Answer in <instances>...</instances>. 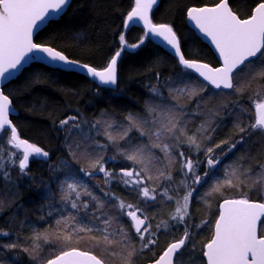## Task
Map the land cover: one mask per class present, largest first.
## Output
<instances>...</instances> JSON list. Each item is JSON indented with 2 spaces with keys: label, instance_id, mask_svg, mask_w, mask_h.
Here are the masks:
<instances>
[{
  "label": "trees",
  "instance_id": "1",
  "mask_svg": "<svg viewBox=\"0 0 264 264\" xmlns=\"http://www.w3.org/2000/svg\"><path fill=\"white\" fill-rule=\"evenodd\" d=\"M133 2L134 0H70V5L66 7L60 18L48 22L34 36L35 43L49 45L62 51L72 60L102 68L117 50H121L119 36L124 33L127 43L137 44L138 47L126 48L122 51L117 62V82L113 87L98 85L86 74L78 71L50 67L35 61L30 62L15 78L2 86V91L9 97L17 111L11 117V122L16 127L19 137L47 151L49 158L46 161L31 160L25 170L27 175L23 172L24 175L17 176L12 165L10 167L8 164H3L0 167V233L8 234L0 235V264H43L60 251L71 247L91 250L106 264H121L119 258L110 255V252L105 251L103 247H93L95 240L91 236H98L96 232H93L91 236L81 234L79 240L73 238L67 244L57 235V232L62 230V225L57 229L54 228L51 224L53 220L49 214L50 209L45 208L47 203L52 202L47 192L50 190L48 184L50 185L51 176L54 174L50 176L49 168L55 166L58 159L68 153L69 148H72L73 152L77 151L76 143L86 141L89 146L92 142V139H82L75 129L72 130L73 143L67 141L65 130L60 124L61 120L75 116L77 121L84 119L87 123L101 122L102 119L108 121L101 123L103 128L100 126L98 131L92 133L101 134L99 140L106 144L107 140L103 135L105 124L111 123L113 127L108 131L116 137V142L112 144L116 147L121 146L123 141L119 139V135L129 128L130 122L126 119L128 116L131 115L141 121L147 117L149 124L155 122L152 120L151 113L147 111L148 101L151 98L155 99L151 92L153 89L160 88L162 92L167 91L171 96L174 95L175 99L172 102L176 105H189L188 108L190 107L192 112L183 107L181 110L187 119L192 118L186 136L196 134L201 143L200 149L197 150L194 145L187 143L186 136H180L179 133L169 137L167 143L177 145L173 149L171 162L160 148L149 149L155 160L148 165L147 176L153 177L152 180L148 179L150 183L158 184L157 199L147 203L141 202L138 189L125 187L117 180L116 175L117 196L124 202L138 207L141 205L145 215L149 217L152 231L155 232L156 225L168 220L173 213L178 195H185L189 191V188L179 186L181 180H184L179 170L181 164L179 148L187 147L184 158L193 160L197 165L198 175L203 176L209 168H207L208 148L214 149L213 157H218L219 163L207 178L206 183L191 186L194 191L190 199L186 223L170 224L168 230L162 228L156 235L157 243L138 252L133 258V264H144L154 260L168 242L185 233V230L182 233L183 229L207 222L199 229L189 227L192 238L187 246L199 245L197 248L200 255L203 243L212 233V225L220 200L226 197L244 196L251 200L262 198V185L257 184L256 181L263 161L264 140L260 133L250 128L251 118L246 104L250 93L256 87H264V79L252 78L247 83L241 81L229 90H215L206 84L205 90H196L197 96L189 99L187 94L181 95L178 90L182 86L192 88L196 85L184 78L185 76L182 75L184 69L179 66L176 58L147 37L140 26L131 24L127 28L124 27V16ZM217 2L219 0H158L151 10V19L153 22L165 23L172 27L185 58L214 65L217 63L215 55L208 45L188 27L185 12L190 6L210 5ZM257 2L259 0H228L229 7L241 18L248 16ZM141 39L143 43H140ZM170 83L175 87H169ZM204 96L210 97L208 101H198ZM154 102L157 101L154 100ZM197 108L201 109L198 114ZM180 114L181 112L177 116L178 119ZM201 126H203L202 130ZM241 127L247 130L241 133L239 131ZM136 129L132 128V132L129 133L132 140L126 138L128 146L134 141L139 144L146 139L152 146L154 139L149 135H144L142 138L137 134L139 128ZM198 130L201 131L198 132ZM222 141L228 143L223 144ZM105 144L103 147H106ZM233 144L236 147L230 149L229 146ZM216 145L220 147L216 148ZM103 147L100 149L105 155L108 150ZM79 154L78 152L76 156L74 153V158L78 159H75V162L87 159ZM75 162L72 163L73 170L81 167ZM115 164L113 168H116V171L127 167L125 162L116 161ZM136 165L137 171L144 166ZM230 166H238V171L242 173L238 185L221 188L210 197H205L211 185L217 180L224 179L225 169H229ZM249 169L251 173L243 175ZM162 171L166 174L170 172L172 180L162 181L160 178ZM4 172H6L5 177L2 175ZM110 184L113 188V182ZM57 188L56 180L52 189L53 193L56 194ZM163 188H170L169 194L174 197L172 201L162 199L160 194ZM42 195H46L45 200ZM55 199L57 201L59 196L56 195ZM103 201L106 205L104 211L113 215L111 209L107 208L115 203V199L110 197L108 201ZM116 216H119L118 212ZM120 219L132 235V244L139 249L141 241L131 229L129 219L125 216ZM37 234L41 236L39 240L34 239ZM45 235L48 237L46 240L43 238ZM9 245H15V247H9ZM34 245L39 246L34 247ZM33 257L36 258L33 259ZM200 260L201 264H204L202 257Z\"/></svg>",
  "mask_w": 264,
  "mask_h": 264
},
{
  "label": "snow or ice",
  "instance_id": "2",
  "mask_svg": "<svg viewBox=\"0 0 264 264\" xmlns=\"http://www.w3.org/2000/svg\"><path fill=\"white\" fill-rule=\"evenodd\" d=\"M157 2L158 0H135V6L124 20V27H129L130 23L143 21L146 35L154 34L162 37L167 45L174 50V55L178 57L179 64L185 70H194V73H198L199 77H203L204 81L215 86L216 89H233L241 81L247 83L250 79L256 77L264 79V0H259L255 4L251 15L246 19L239 18L232 11L228 0H219L214 7H192L188 9V18L194 22L200 33L210 39L219 54V58L223 61L220 67L215 68L206 63L186 59L172 27L167 24L152 23L149 12ZM69 5L70 0H0V79L10 80L21 71L25 63L37 59L47 60L48 63H55L61 68L70 66L68 70H85L87 75L98 79L101 84H116L117 62L122 55V51L126 48L135 49L138 47L137 44L129 45L124 33L119 36L121 50H117L106 66L101 69L87 64H80L78 61L70 59L62 51L34 42V30L40 28L43 24L60 18ZM140 43H143V39ZM182 75L187 76L189 80L192 79L187 71ZM196 87H199L200 91L204 90L201 85ZM196 87L188 88L185 86L178 91L181 95L187 94L190 99L192 96L198 95ZM153 92H156V89H153ZM200 98L202 99V97ZM10 105L9 97L3 91H0V135L10 129L11 136L7 144L16 151L9 153V159L22 151V158L18 161V167L23 173L27 169L30 159H44L46 161L49 158V153L27 140L19 138L16 127L12 125L9 119L10 112L14 111ZM254 108L256 119L250 125V128L252 130H264V100L254 102ZM148 111L151 113L155 109L149 107ZM165 117V122L149 124L147 119L141 121L130 115L126 118L130 122L129 128L119 135V139L124 140L128 137L132 128H139L141 129V135H149L154 139L155 142L152 147L160 148L171 162L173 149L177 145L163 141L168 137L176 136L177 133L180 136H186V132L184 127L180 126L182 121L178 119L174 111L166 112ZM75 120V116H70L61 120L60 124L61 126H67ZM75 127H79V125L77 124ZM112 127L111 123H106L105 134L110 142L115 143L116 137L108 131ZM202 128L203 126H201V130ZM153 129L155 130L153 131ZM201 130H198V132ZM246 130L244 127L239 129L241 133ZM186 139L187 143L194 145L197 150L200 149L201 143L196 134L186 136ZM221 143L227 144L228 142L222 141ZM97 147L102 148L103 145H97ZM215 147L219 148L220 145ZM229 147L231 149L236 145L233 144ZM76 150L90 160L92 169H98L100 173L104 174L106 184L111 181L114 175H119L120 182L125 187H131L133 190L138 189L141 202L147 203L157 199L156 189L144 186V176L147 175L148 165L155 159L154 156H145V152L150 151L146 146L130 145L129 149L121 150L120 155L122 157L134 163L143 164L144 167L139 171L135 168H122L119 174L107 170L102 157L92 159L96 153L87 146L86 141L83 148L80 144H77ZM2 151L3 149L0 148V152ZM213 151V148L207 149L209 169L203 176L195 173L197 165L192 159H185L184 153H179L182 160L180 171L186 177L189 175L194 176L193 185L206 183L207 178L219 163V158L211 155ZM110 159L115 160L116 158L112 157ZM12 162L15 163V160H12ZM63 167L67 169L65 174L67 178L61 181V188L64 191L62 200L69 203L77 213L81 209H88L90 206L87 200L81 201V196L91 197V200L95 202L93 215L87 224L80 223L77 216L72 214L57 220V225H62V230H59L57 235L62 237L66 244L70 243L73 238L79 240L81 234L91 236L93 232H96L98 236H91L95 240L93 247H103L105 251L110 252V255L119 258L121 264H133V258L138 252L157 243L156 235L162 228L168 230L170 224H185L186 217L189 216V204L194 189L188 185L186 180L181 181V185L189 188V191L182 198L176 200L174 212L168 220L158 223L154 232L149 217L143 215L142 208L137 205L126 204L118 197H113L118 201L114 208L119 209V216L111 215L109 212L104 211L106 208L105 202L93 195L79 181L75 175V170L67 162ZM80 171L85 176L94 174L92 171H84L83 169ZM250 173L251 169L243 175ZM241 175L238 166H230L229 169H225L224 179L222 181L217 180L211 185L209 191L205 193V197H210L214 192L220 191L221 188L237 186L241 180ZM160 178L171 181L172 175L170 172L165 174L162 171L160 172ZM148 179L152 180L153 177L148 175ZM256 183H264V166H262V172ZM172 191H175V189H172ZM169 192L170 188H164L160 195L163 200L170 202L174 197ZM105 195L109 194L106 193ZM125 215L131 221L130 227L134 230L135 236L141 241L139 249L132 244V235L120 219ZM205 223L207 222L186 227L184 235L179 240L169 243L159 258L155 260V264H196L198 258L192 255L195 252L194 246L188 250L190 259L187 261L178 260L177 257L183 256L187 244L191 242L192 237L189 227L199 229ZM113 225H116V227H113ZM262 228H264V201H253L247 196L239 199H225L219 205V216L215 221L214 234L202 249L206 264H264V234L261 232ZM0 235L6 236L8 234L0 233ZM40 238L39 234L34 237L35 240ZM43 238L46 240L48 237L45 235ZM38 246L34 245V247ZM9 247H15V245H9ZM35 258L33 257V259ZM46 264H105V261L94 255L91 250L81 251L76 247H71L48 259Z\"/></svg>",
  "mask_w": 264,
  "mask_h": 264
},
{
  "label": "rangeland",
  "instance_id": "3",
  "mask_svg": "<svg viewBox=\"0 0 264 264\" xmlns=\"http://www.w3.org/2000/svg\"><path fill=\"white\" fill-rule=\"evenodd\" d=\"M134 6H135V0L133 2V7ZM149 14H150V12H149ZM146 36H148V35H146ZM182 69H184V68H182ZM186 71H188V70H185L184 69V71H182V73H184ZM190 75L192 76V79L191 80H189L187 76H185L184 78L187 81H189L190 83L195 84L196 86L197 85L203 86V88L205 90L206 84L203 83L195 75H193V74H190ZM256 79L258 80V79H261V78L256 77ZM169 87H175V86L173 84H171ZM258 87H256L252 91V93H250V96H249V97H253L252 99L250 98L251 99L250 101L253 102V103L256 102V101H258V100H260L262 97H264V89H263V87L262 88H258ZM181 88H184V86H182ZM196 90L198 91V90H200V88L199 87H196ZM151 92L155 96V99H152L151 98L148 101L149 107H153L155 109L154 112H151L152 120L155 121V122H161V120H164L162 122H165V120H166L165 113L166 112H168L170 110L171 111H174L175 114H176V116H178L179 112H181V114L179 115V120L182 121V123H181L180 126L184 127L185 132L187 134L188 133L189 126H191L192 118L191 119L190 118L187 119V117L184 116V114H183V112L181 110H182V107H183V108H186L189 112H192L191 108L190 107L188 108L189 105H186V106H184L183 104L176 105L175 103L172 102V100L175 99L174 98V95L171 96L167 91L162 92L160 88L156 89V92H153V90H151ZM209 94H210V92H209ZM206 97L207 98H205V96H204V98H202V99L199 98L198 101H201V100L202 101L203 100L204 101L205 100L208 101V99L210 97L209 96H206ZM154 100H156L157 102H154ZM200 112H201V109L200 108H197L196 113L198 114ZM145 119H147L148 122H150L147 117ZM75 121L77 123H75V122L72 121L67 126H63V128L65 130V138L67 139V141H70V142L72 141V143H73L72 130L75 129L81 135L82 139H84V140L85 139H88V140L89 139H92V142L88 146V147H91L95 151V153H96V155L94 157H92V159H96V158H101L102 157L103 158V161L105 162V168L107 170H109L110 172H113V173H116V174H119L120 173V170L115 171V169L113 168V165H116L115 164L116 161H118L119 163L120 162H125L126 165H127V167L124 168V169H132V168H135L136 170L138 169L137 168V165H136L138 163H134L133 161H129V160L127 161L126 158H124V157H122L120 155L121 150L129 149L128 142H127L128 140L126 139L127 137L124 140H122L123 142H122L121 146H117L116 147V146H113L112 142H110L108 140V136L106 134H103V135H105V138L107 140V142L105 144L104 142H102V141L99 140V137H101V134H99L98 132H94V134L92 133L93 131H98L100 129V126H101V128H103L102 125H101V123L108 122V121H105V120L102 119L101 122H99L98 125H97V122L98 121H93L92 123H87V121H85L84 119H82V120L79 119V121H77V120H75ZM77 124L79 125V127H75V125H77ZM94 125L96 127H93ZM139 130H138V133L137 132L136 133L139 136H141L142 138H144V135H141V131H139ZM9 138H10L9 130L3 132L2 135H0V148L3 149V151L0 152V157H2V159H0V164L1 165L8 164V165H10V167L12 165L13 166V170L16 171L15 174L17 176L24 175V174L27 175V173H25V172L23 174L20 171L19 167H18V161H19L20 158H22V151L18 155H16L15 157H13L12 159H9V153L16 151L14 148H12V146H10V145L7 144V141H8ZM128 139H131V137H129V135H128ZM167 140H169V137L166 138L164 140V142L167 143ZM134 142L131 143L132 146H135V145H144V146L147 147V149H150V150L153 149V147L151 146L150 142L147 139L144 140V141H142L139 144H138V142H136V143H134ZM77 144L78 143H76V145ZM104 144H105L106 147H103V148L106 149V150H108V152L105 155H103V150L100 149V147H97V145H104ZM76 145H75V147H76ZM80 145H81L82 148L84 147V143L83 142H80ZM178 147H180V146H178ZM185 147L184 148H179L180 149L179 152H183L184 153L185 151H187L186 150L187 147L186 148ZM68 150H67L68 153L65 156L60 157L58 159V161H57L58 164L56 163L55 166H51L49 168V174L50 173L51 174L52 173L54 174V175L51 176L52 179H51L50 185L48 184V186L50 187V190L47 192V195L49 196V198L52 197V194H53V190L52 189H54V184L56 183V180H57V185H58L57 192H56L55 196L56 195L59 196V199L57 201H53L52 202L53 206L51 208H49L50 209V213L49 214H50V217L53 220L51 224L56 229L59 228V226L56 225V221L57 220H60L62 217H67L70 214L76 215L77 216V220L80 223H83V224L89 223L90 218L93 215V210L95 208V202L91 200V197H87V196H81L80 199H81V201L87 200L89 202V205H90L89 208L86 209V210L85 209H81L78 213H77V211L75 209H72L71 208V206H70L69 203H66V202H64L62 200V196L64 195V191L61 188V181L65 180L67 178L66 175H65L66 172H67V169H65L63 167V165L65 164V162H67V164H69L71 166V168L73 169L72 163L75 162V159H76V158H74V153H75V155L78 154L77 151H74L73 152L72 148H69ZM145 153L147 154V155H145L146 157H150V155L153 156V153H151V151H146ZM70 155H72V156H70ZM79 155L82 156L81 154H79ZM211 155L214 156V152L211 153ZM112 157H115L116 159L115 160L110 159ZM188 159H190V158H188ZM12 160H15V163H13ZM31 160L32 159H30V161ZM76 160H78V159H76ZM30 161H29V163H30ZM75 163H79L81 165V167L79 166L78 168H75V175H76V177L79 179L80 182H82L93 193V195H95L99 199L101 198V199H103L105 201H108L110 197H115L113 188H115V192H116V184H112V187L113 188H111V184L110 183L111 182H114V181L116 182V175H114L112 177L111 181H109V183L106 184L105 183V179L106 178L104 177V174L103 173H100L98 171V169H92L91 168L90 160L88 158L86 160H84V161L79 160V162H75ZM181 163H182V160H181ZM83 164H84V166H82ZM138 166L140 167V164H138ZM81 169H83L84 171H92L94 174L91 175V176H85L83 174V172L80 171ZM139 169H141V167ZM196 169H197V167L195 168V173L197 174ZM166 170L167 169L165 168V172H166ZM179 170H180V168H179ZM261 172H262V170L260 169L259 170V176H260ZM182 174L184 176V180L187 181L188 185L193 186L192 181L194 179V176L189 175V176L186 177L184 175V173H182ZM2 175L5 177L6 172L2 173ZM146 176L147 175H145V177H144V186H147L149 188H155V189H157L158 184H152V183H150V181H148V176L147 177ZM117 178H118L117 180L120 181L119 175H117ZM163 180L164 179H162V181ZM184 180H181V181H184ZM166 185H167V183H166ZM261 185H262L261 191H262V198H263L264 197V183H262ZM179 186H182L181 185V182H180V185ZM108 188H109V190H107ZM183 188H185V187H183ZM162 192H163V190H162ZM106 193H108L109 195H105ZM97 194H99V195H97ZM183 196H184L183 194H181V195L179 194L178 195L179 198H177V199H180ZM42 197L44 198V200L46 199V195L45 196L42 195ZM116 197H118L120 200H122L119 196H117V194H116ZM241 198H243V197H241ZM117 203H118V201L115 199V203L113 205L110 204L108 206V208H107V209H111L112 214L114 216H116V212L119 213V209L114 208V206ZM140 208H143V207L140 205ZM97 214H99V213H97ZM143 215H145L144 210H143ZM125 218H126V215H125ZM149 222H150V220H149ZM113 227H116V225H114ZM177 230H178V228L175 230V232ZM184 230L185 229H183L182 233L184 232ZM261 232H262V234H264V228L261 229ZM183 235H184V233H183ZM193 246L195 248V252L192 253V255H194V256H196L198 258L197 261H196V264H201L200 258H201V254H202L203 245L201 247V254L200 255L198 253V248H197V246H199V245L196 246L194 244H191V245H189V246L186 247L183 256L182 257H177V259L178 260H184V261H187L188 259H190L188 250L192 249Z\"/></svg>",
  "mask_w": 264,
  "mask_h": 264
},
{
  "label": "water",
  "instance_id": "4",
  "mask_svg": "<svg viewBox=\"0 0 264 264\" xmlns=\"http://www.w3.org/2000/svg\"><path fill=\"white\" fill-rule=\"evenodd\" d=\"M217 3H218V2H217ZM215 4H216V3H215ZM215 4L201 5V6H190V7L187 8V10H186V12H185V20H186V23H187L188 27H190V28L194 31V33H195V34H196V35H197V36H198V37H199L204 43H206V44L208 45V47L210 48V50H211V51L213 52V54L215 55V57H216V59H217V61H218V64L215 65V66H212V65H210L209 63H206V62H203V61H199V60H196V61H198V62H200V63H206V64H208V65H209L210 67H212V68L220 67V66L222 65L223 61L219 58V54H218V52L215 50V46L211 43L210 39H209V38H206L202 33H200V31L195 27L194 22L191 21V20L188 18L187 12H188V9H189V8H192V7H214ZM254 7H255V6H254ZM254 7H253V8H254ZM132 8H133V7H132ZM132 8L127 12V14L132 10ZM253 8H252V9H253ZM251 12H252V10H251ZM251 12H250L249 15H251ZM127 14H126L125 17H124V20L126 19ZM249 15H248V16H249ZM248 16H246V17H244V18H241V19H246V18H248ZM149 18H150V14H149ZM239 18H240V17H239ZM150 19H151V18H150ZM151 21H152V20H151ZM152 23H153V24H165V23H154V22H152ZM46 24H47V23H46ZM46 24H43V25H41L40 28L34 30V33H33V40H34V36L36 35V33H37L39 30H41ZM123 24H124V21H123ZM131 24H135V25H138V26L142 27L143 31L146 33V29H145V27H144V23H143V21H139V22H136V23H130V25H131ZM148 36L151 38V40H152L154 43H156L157 45H159L160 47H162L164 50H166L169 54H171L172 56H174V57L176 58L178 64H179L178 57H176V56L174 55V50H172L171 47H170L169 45H167L166 41H164L162 37H158V36H156V35H154V34H148ZM177 39H178V38H177ZM42 45H44V44H42ZM44 46H49V45H44ZM49 47H51V46H49ZM54 49H55V48H54ZM55 50H57V49H55ZM57 51H58V50H57ZM29 55H33V54H29ZM186 59H187V58H186ZM189 60H194V59H189ZM33 61L43 63V64L48 65V66H50V67L61 68V67H58L55 63H52V64L48 63L47 60H37V59H32V60L28 61L27 63H25V64L23 65L22 69H23L24 67L28 66V64H29L30 62H33ZM75 61H76V60H75ZM79 63H80V64H85V63H81V62H79ZM87 65H88V64H87ZM89 66H90V65H89ZM179 66L183 68L182 65L179 64ZM68 67H70V66H65V67H63L62 69H67V70H68ZM22 69H21V70H22ZM97 69H98V68H97ZM100 69H101V68H100ZM74 71H78V72H81V73L87 75L86 71H85V70H82V69H76V70H74ZM189 71H191L194 75H196L200 80H202L203 82H205L206 84H208L211 88L217 90V89L215 88V86L209 84L207 81H204V80H203V77H199V74H198V73H194V70H189ZM20 72H21V71H20ZM20 72H18V73L16 74V76H17ZM87 76H88L91 80H93L96 84H98V85H105V84H101V83L98 81V79L93 78V77H91V76H89V75H87ZM13 78H15V76H14ZM13 78H11V79H13ZM8 81H9V80H2V79H0V91H2V89H1L2 86H3L6 82H8ZM106 86H113V85H106ZM221 89H223V88H221ZM223 90H227V89H223ZM10 107H11L12 109H14V111L10 112V114H9V119H10L11 116L15 115L16 112H17L16 109L12 106V104L10 105ZM12 125H13V124H12ZM9 131H10V129H9ZM10 136H11V132H10ZM19 138H20V137H19ZM20 139H21V138H20ZM23 140H24V139H23ZM225 199H239V198H225ZM225 199L220 200L219 203H218V213H217V216H216V218H215V220H214V223H213L212 235H211L210 239L212 238V236H213V234H214V225H215V221H216V219H217L218 216H219V205H220L221 203H223V201H224ZM253 201H260V200H253ZM261 201H264V197H263V199H262ZM130 222H131V221H130ZM210 239H209V240H210ZM209 240H208V241H209ZM175 241H176V240H175ZM208 241H207V242H208ZM172 242H173V241H172ZM207 242H206V243H207ZM170 243H171V242H170ZM206 243H205V244H206ZM167 246H168V245H167ZM167 246L161 251V253H160V254H159V255H158L153 261H150V262H147V263H144V264H155V260L159 258V256L163 253V251L167 248ZM66 250H68V249H66ZM79 250H80V249H79ZM81 251H85V250H81ZM56 255H59V253L56 254ZM202 256H203V253H202ZM53 257H54V256H53ZM53 257H52V258H53ZM50 259H51V258H50ZM204 261H205V264H206V259H205V258H204ZM46 262H47V261H45L44 264H46Z\"/></svg>",
  "mask_w": 264,
  "mask_h": 264
},
{
  "label": "flooded vegetation",
  "instance_id": "5",
  "mask_svg": "<svg viewBox=\"0 0 264 264\" xmlns=\"http://www.w3.org/2000/svg\"><path fill=\"white\" fill-rule=\"evenodd\" d=\"M241 18V17H240ZM218 64V61H217V63L216 64H214V65H212V64H210V65H212V66H215V65H217ZM264 83V82H263ZM263 89H264V87H263ZM253 98V97H248V103L246 104V107H247V109H248V111H249V114H250V118H251V124L252 123H254L255 122V119H256V110H255V108H254V103L253 102H251L250 100ZM260 100H264V97H262ZM258 133H260L261 134V136H262V139L264 140V130H260V129H257L256 130ZM32 160H36V159H32ZM39 160H41V159H39ZM42 160H44V159H42ZM263 161H262V163H261V166H260V169L262 170V166H264V155H263V159H262ZM209 166H207V168H208ZM206 168V169H207ZM115 169V171H116V168H114ZM114 171V172H115ZM205 171V170H204ZM113 184H116V182L114 181L113 182ZM113 191H114V194H115V197H116V192H115V188H113Z\"/></svg>",
  "mask_w": 264,
  "mask_h": 264
},
{
  "label": "bare ground",
  "instance_id": "6",
  "mask_svg": "<svg viewBox=\"0 0 264 264\" xmlns=\"http://www.w3.org/2000/svg\"><path fill=\"white\" fill-rule=\"evenodd\" d=\"M43 64V63H42ZM45 65V64H44ZM46 66H48V65H46ZM17 113V112H16ZM50 176H51V173H50ZM56 196H55V193H53L52 194V197L50 198L51 200H52V202L53 201H55L56 199ZM123 201V200H122ZM52 202L51 203H47V205H45V208H47V209H49V208H51L52 206H53V204H52ZM127 203V202H126ZM127 204H131V203H127ZM217 211H218V205H217Z\"/></svg>",
  "mask_w": 264,
  "mask_h": 264
}]
</instances>
